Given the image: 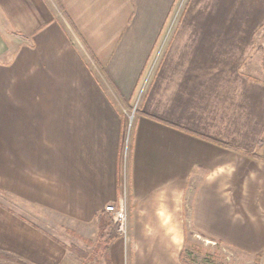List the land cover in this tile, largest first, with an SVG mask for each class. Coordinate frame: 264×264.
<instances>
[{
	"label": "crops",
	"instance_id": "0c3cea01",
	"mask_svg": "<svg viewBox=\"0 0 264 264\" xmlns=\"http://www.w3.org/2000/svg\"><path fill=\"white\" fill-rule=\"evenodd\" d=\"M177 1L0 0V191L16 214L0 208V253L82 264L47 230L95 241L124 195L128 239L104 264H186L191 234L263 257V68L254 79L215 58L254 38L264 56L262 28L227 35V7L264 26V0L193 1L201 15L149 75Z\"/></svg>",
	"mask_w": 264,
	"mask_h": 264
},
{
	"label": "rangeland",
	"instance_id": "374dc122",
	"mask_svg": "<svg viewBox=\"0 0 264 264\" xmlns=\"http://www.w3.org/2000/svg\"><path fill=\"white\" fill-rule=\"evenodd\" d=\"M193 1L195 0H178L175 7L171 11L167 27L162 35V40L159 41L156 47L155 54L152 57L151 62L149 64L150 66L149 75H151L152 73L158 70L159 66L161 65L160 61H162V58H164L162 56L165 49H171L176 47V41L174 40V38H176L175 37L176 33L187 31L188 26H186L185 24L183 25L182 23L186 22V20L189 18L201 15L202 11H199L197 13V10L192 7ZM227 2L230 3L229 0H227ZM241 12H242L241 9L230 10L227 7V17H231L233 19V21H231L230 19L227 18V35L234 34L236 36H240V34L243 31H248L249 33H251V31L253 32L256 30L260 31L261 28L263 29V34H264V26L263 25L257 26V22L259 21L257 17L252 18L249 24L242 25L240 21ZM248 32L242 33L241 36L247 35ZM230 43L239 44L240 42L233 41ZM244 43L250 44V46L252 45V49L244 50L243 48H241V50L232 51L234 53L240 52V55L237 54L234 56L216 57L215 58L216 62L219 64L230 66L232 69H234L236 66L239 65L241 67V71L243 72L244 76L246 75L251 76L254 79L256 78V76L262 77V74L259 69L263 68L262 73L264 78V56L259 54L260 52L256 49L258 45H261L260 41L254 38L252 41H246ZM244 53H247L248 55H245ZM136 109L137 107L135 105L132 110H130L129 112H125L126 123H125V133L123 140V151L125 156H126V147L128 143L127 139L129 138L132 130L131 129L132 120ZM61 157L62 154L57 153V160L61 159ZM0 208L7 209V212L10 215H12V218L13 219L16 218L15 199L12 193H2L0 191ZM49 226L51 225H48V227ZM0 227H1V223H0ZM47 231L49 232L47 235H49L50 237L52 236L55 237L54 239L56 241H59L66 245L75 244L78 249L87 253L89 255V258H87L85 261H83L78 257L81 261H83L82 264L105 263V261L101 257H98L97 259L95 257H91L92 245H87L83 240L77 238L75 235H71L72 237L69 236V234L66 235L62 227L54 226L51 229H48ZM90 241L94 243V240H90ZM66 250L72 252L70 251L69 247L66 248ZM72 254L77 256L74 252H72ZM183 258L186 264H264V255L262 258L256 259L253 258L252 256L246 255L244 253H239L238 251L235 250H228L225 247H220L217 245L214 246L211 243H207L206 240L200 236L196 235L195 237H192V234L188 236V242L184 249ZM0 264H17V263L13 261L0 259Z\"/></svg>",
	"mask_w": 264,
	"mask_h": 264
},
{
	"label": "trees",
	"instance_id": "16d2710c",
	"mask_svg": "<svg viewBox=\"0 0 264 264\" xmlns=\"http://www.w3.org/2000/svg\"><path fill=\"white\" fill-rule=\"evenodd\" d=\"M117 237L116 227L113 225L110 216L107 213H102L97 217V234L94 243L89 240L82 239L87 245H92V255L91 257L103 258L106 262L107 260V248L109 243ZM70 251L74 252L77 257L85 261L89 258V255L84 251L72 246L69 248ZM0 259L13 261L17 264H24L23 262L15 259L14 257L7 255L5 253H0ZM258 259V258H256Z\"/></svg>",
	"mask_w": 264,
	"mask_h": 264
},
{
	"label": "built area",
	"instance_id": "2783aa9c",
	"mask_svg": "<svg viewBox=\"0 0 264 264\" xmlns=\"http://www.w3.org/2000/svg\"><path fill=\"white\" fill-rule=\"evenodd\" d=\"M104 211L110 216L113 225L116 227L118 237L126 243L128 239V211L125 196H121L117 205L105 206Z\"/></svg>",
	"mask_w": 264,
	"mask_h": 264
}]
</instances>
